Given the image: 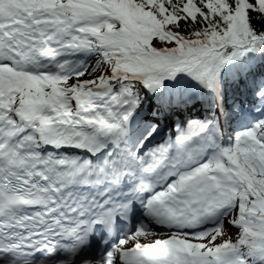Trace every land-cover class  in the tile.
Wrapping results in <instances>:
<instances>
[{"label":"snow or ice","instance_id":"obj_1","mask_svg":"<svg viewBox=\"0 0 264 264\" xmlns=\"http://www.w3.org/2000/svg\"><path fill=\"white\" fill-rule=\"evenodd\" d=\"M261 59L264 0H0V264H264Z\"/></svg>","mask_w":264,"mask_h":264},{"label":"bare ground","instance_id":"obj_2","mask_svg":"<svg viewBox=\"0 0 264 264\" xmlns=\"http://www.w3.org/2000/svg\"><path fill=\"white\" fill-rule=\"evenodd\" d=\"M166 129H167V127H165V128L163 129V132H164Z\"/></svg>","mask_w":264,"mask_h":264}]
</instances>
